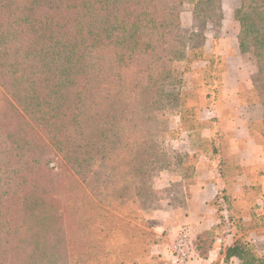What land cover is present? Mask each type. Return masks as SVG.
<instances>
[{
  "label": "trees",
  "instance_id": "1",
  "mask_svg": "<svg viewBox=\"0 0 264 264\" xmlns=\"http://www.w3.org/2000/svg\"><path fill=\"white\" fill-rule=\"evenodd\" d=\"M240 1L239 53L251 55L259 78L254 88L264 92V0ZM181 2L198 6L201 22L220 26L221 0H0V224L13 228L0 227V264H70L74 222L116 223L87 210L80 182H94L105 199L122 206L123 190L118 196L116 185L110 190L101 186L105 179L98 183L104 169L106 177L118 178L114 183L130 171L146 174L150 128L140 125L146 116L137 106L161 105L172 63L184 57L186 44L176 33ZM137 77L144 86L125 92ZM19 97L26 102L21 108L13 103ZM258 101L264 115V94ZM24 112L44 120L40 130H48L51 142L32 130ZM162 112L154 109L155 116ZM118 114L129 117L128 127ZM53 160L56 171L48 166ZM47 209L52 214L42 218L40 230L38 217ZM56 226L61 246L52 243ZM210 232L192 239L199 255H206L202 248L209 244L201 238ZM42 237L50 255L60 247L59 261H44L35 245ZM225 258L264 264V252L245 240L227 246Z\"/></svg>",
  "mask_w": 264,
  "mask_h": 264
},
{
  "label": "rangeland",
  "instance_id": "2",
  "mask_svg": "<svg viewBox=\"0 0 264 264\" xmlns=\"http://www.w3.org/2000/svg\"><path fill=\"white\" fill-rule=\"evenodd\" d=\"M240 3V0H221L222 20L218 28L211 19L206 23L198 20V6L195 4H177L181 30H176V33L178 39L182 37V44L187 46L180 48L184 57L172 63L175 72L164 81V92L158 98L161 105L137 106L146 116L140 125L150 128L148 143L144 147L145 158L142 159V169L146 170V174L139 176L130 171L123 181L119 179L114 183L112 181L118 178L106 177L108 171L104 169L105 176L100 175L98 183L105 179L101 186L110 190L116 185L118 196L123 190L127 198L122 206L117 205V201L105 199L102 191L93 186L94 182L87 186L80 182L79 190L85 198L83 202L87 210H92L91 214L106 213L108 218L116 220V225L97 221L74 222L70 237V264H171L170 247L179 230L185 228L186 217L191 216L195 222L198 220V208H192L194 200L190 187L198 181V170H204L207 163L219 170L216 177L218 198L207 208V213L211 211L216 221L207 229L211 231L210 234L201 238L203 244H209L206 251L204 246L202 248L206 255H199L192 246L188 264L197 257L207 259L212 250L221 255L215 264H229L231 258L226 260L225 249L235 240L248 241L257 251V243L264 248V179H260L264 173V115L258 101L259 95L264 92H257L254 88L253 82L257 83L259 78L251 55H242L238 51L235 11ZM173 43L179 45L178 42ZM218 48H227L225 50L232 53L236 51L237 57L244 63L240 68L248 77L238 84L241 99L261 106L258 116L252 119L249 126L250 136L258 145L260 160L247 168L241 169L238 164L239 153L236 145L231 144L229 127L221 126L218 117L209 116V111L205 109L210 105L208 102L219 104V107L220 103H226L227 97L223 100L221 95L223 86L228 84V92L232 89V80H224L221 76L224 64L220 58L222 55L217 53ZM202 59H208L209 65H200ZM140 80L139 77L133 80L129 88L131 91L125 92L139 91L144 86ZM118 83L121 85L119 79ZM147 93L150 97L155 95L151 90ZM205 94L208 98H204ZM13 103L18 108L26 104L24 99L20 103ZM156 107L163 110L157 117L154 115ZM25 115L32 130L49 143L50 139L45 135L48 130H40L44 120L31 117L28 113ZM118 116L120 125L128 127L126 122L129 117ZM209 129L215 131V135H207ZM49 145L51 151L55 152V147ZM200 155H207L209 162L204 158L199 159ZM54 163V160L50 161L48 166L56 171ZM240 170L251 183L246 184L241 192H234L233 179ZM51 214V210L47 209L38 217L40 230L44 228L42 218ZM0 227L7 233L13 232V228L3 222ZM100 228L102 230L98 231ZM82 231L84 234L79 235ZM53 235L52 243L61 246L63 237L59 234V226H56ZM47 243L44 237L35 243L38 251L45 254L44 261H53L54 258L59 261L60 247H52L53 255H50L45 248ZM95 244L101 251L92 250Z\"/></svg>",
  "mask_w": 264,
  "mask_h": 264
},
{
  "label": "crops",
  "instance_id": "3",
  "mask_svg": "<svg viewBox=\"0 0 264 264\" xmlns=\"http://www.w3.org/2000/svg\"><path fill=\"white\" fill-rule=\"evenodd\" d=\"M224 44L227 45L225 42ZM225 49L227 48H224V50H219L218 48L217 51L218 54L222 55L220 58L222 64H224L221 76L224 80L227 78L232 80V89L228 92V84L223 86V92H221V95L223 100L227 97L226 103H220L219 107V104L216 105L213 104V102H208L207 104L210 105L205 107V109L209 111V116L215 115L218 117L221 126L229 127L232 135L231 144L236 145L239 153L238 164L242 169L243 167L247 168L260 160L258 145L250 136L249 126L252 119H256L258 116L261 111V106L257 103H247L241 99L240 92H238V84L240 81H246L248 78L240 68L244 63L237 57L235 50L232 53ZM200 63V65L205 67L206 65H209V60L202 59ZM206 92H208V90ZM204 98H208V95L205 94ZM209 130L210 132H208L207 135L210 136L212 131L211 129ZM202 158L209 162V157L207 155H200L199 159ZM262 161L264 165V158H262ZM218 172L219 170H217L216 166L207 163L204 166V170H198V181L190 187L192 200H194L192 208H198V220L195 222L191 216L186 217V220L184 221L186 225L184 227L189 230L192 238H195L198 233L210 229L216 221V217L211 211L207 213V208L210 206V203L214 201L216 194L218 193L216 185ZM235 175L236 176H234L233 179V190L234 192H241L243 190L242 188L251 182L248 181L247 176L242 173L241 170ZM260 179L261 181L264 179V173L261 175ZM257 246L260 252L264 251V248L261 247V243H257ZM219 256L221 255H219L217 251L212 250L210 252V257L207 259H199L197 257L194 261H190L189 264H215L219 260ZM229 264H238V262L236 259L231 258Z\"/></svg>",
  "mask_w": 264,
  "mask_h": 264
},
{
  "label": "built area",
  "instance_id": "4",
  "mask_svg": "<svg viewBox=\"0 0 264 264\" xmlns=\"http://www.w3.org/2000/svg\"><path fill=\"white\" fill-rule=\"evenodd\" d=\"M192 239L187 229L179 230L171 247V264H188L191 256Z\"/></svg>",
  "mask_w": 264,
  "mask_h": 264
}]
</instances>
